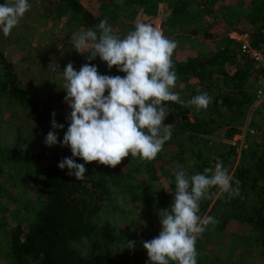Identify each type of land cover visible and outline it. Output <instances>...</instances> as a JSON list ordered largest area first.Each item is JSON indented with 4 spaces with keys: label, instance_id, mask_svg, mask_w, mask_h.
<instances>
[{
    "label": "trees",
    "instance_id": "1",
    "mask_svg": "<svg viewBox=\"0 0 264 264\" xmlns=\"http://www.w3.org/2000/svg\"><path fill=\"white\" fill-rule=\"evenodd\" d=\"M118 1L120 5L117 12L127 5L133 11H138L139 17L151 16L161 4L169 9L168 20L171 21L173 30L188 35L197 33L196 24L200 22L201 14L214 17L213 10H209L211 8L198 7L213 5L215 0ZM39 2L47 7L45 18L60 21L68 15L82 31L94 28L101 20H107L109 24V20L113 18L110 11L114 14L113 10H107V4L104 3L100 5L99 13H95L86 8L82 0ZM245 2L252 12L249 22L254 25L258 36H261L264 33V0ZM192 4L197 8L195 11L188 9ZM213 35L214 32L208 30L203 33L204 37ZM237 54L236 48L223 45L208 54L197 53L181 60L172 58L177 80L196 79L201 86L199 94L206 93V89L212 92L211 107L217 112H229L231 117L227 124L235 123L226 130L227 138L240 131L236 126L237 121L245 113L252 98V92L247 86L249 70L235 67ZM97 69L102 75H126L117 71L115 66L111 70L107 65ZM193 94L198 95V91L194 89L188 97L180 96V99L187 102ZM65 96L66 92L62 88L37 94L22 87L13 63L0 50V106L25 113L34 123L30 129L44 139L52 131V113H55L56 122L64 125L63 129H56V145H45L33 152L31 164L37 175L29 183H25L28 179L24 185L22 183L25 225L16 222L8 232L10 256L14 264H131L132 255L137 248L134 231L129 224L118 226L102 215L107 212L115 189L121 188L130 194L136 191L142 182L140 178L144 175L147 183L160 182L165 177L175 178L176 162L183 164V155L187 154L192 159L190 169L195 173H203L205 168L214 169L218 161L222 162L228 172L232 168L237 153L235 143H229L223 149L207 147L208 144H213L215 128L211 124H216V119L194 113L193 106L166 102L170 113L164 124H171L172 135L153 161L143 163L138 158L129 156L115 168H111L99 162L85 163L75 157V162L84 164L86 168V178L78 181L75 176L67 175L69 170L66 167L63 170L58 168L62 159L73 158L69 147L60 146L71 122L68 118L71 109L65 102ZM190 112L194 114L196 125L191 121ZM256 138L245 135L238 166L232 174V184L239 188L240 195L233 197L224 194L217 199L215 203L225 202L228 211L221 219L222 225L216 227L221 229L230 220H235L240 232L251 235L249 248L251 251L257 250V254L262 253L260 255L264 262V135L261 140ZM186 146L189 149L187 154L184 153ZM206 150H215V154H204ZM171 159H175V164H171ZM41 161L45 162L43 167H39ZM235 181H239V184ZM173 184L174 181L169 183L170 186ZM216 191L217 189H212V192ZM3 206L5 205L0 204V209L5 210ZM206 233L208 230L202 235ZM127 241L134 242L132 249L126 247ZM239 251H245V248ZM130 253L132 255L129 258ZM199 264L202 262L199 261Z\"/></svg>",
    "mask_w": 264,
    "mask_h": 264
},
{
    "label": "rangeland",
    "instance_id": "2",
    "mask_svg": "<svg viewBox=\"0 0 264 264\" xmlns=\"http://www.w3.org/2000/svg\"><path fill=\"white\" fill-rule=\"evenodd\" d=\"M245 1L215 0L212 2L213 5L199 6V9L211 8L209 10H213L214 17L201 14L200 22L196 24L198 31L195 35L175 32L171 21L168 20L169 9L160 3V7L158 5L154 14L142 17H139L138 11H133L132 7L127 5L123 10L117 12L116 9L120 5L118 0H82V3L95 13H99L101 4H107L108 9H106L114 11V14L110 11L113 18L111 17L108 25L111 26L112 33L121 39L134 30L137 23H148L160 28L165 37L177 44L172 58L181 60L197 53L208 54L223 45L236 48L238 60L235 67L249 70L247 86L252 91L256 85L255 76L252 73V63L239 51V43L240 35H256L258 37V34L254 25L249 22L252 12ZM5 2L11 3L12 0H0V5ZM28 2L31 5L30 10L13 28L11 34L5 37L0 32V50L13 63L18 82L22 87L37 94L46 91L54 92L63 88V78L56 74L57 65L58 71L61 72L69 63H72L76 71H79L84 64L95 65L97 68L105 67L106 63L99 57L88 61L87 52L81 55L69 44L72 35L82 31L78 29L77 24L70 16L67 15V18L60 21L50 20L44 17L47 7L39 0H28ZM188 9L195 11L197 8L192 4ZM204 12L210 13L205 10ZM206 30L214 32V35L204 37L203 33ZM200 88L197 80L191 78L187 81L177 80L172 91L179 93V96L188 97L187 95L192 94L194 89L198 91L199 95ZM206 93L211 98L212 92L209 89H206ZM194 96L196 94L192 95V97ZM0 108V169L3 170V172L0 170V186L2 187L0 204L5 205L3 206L5 210L0 209V264H14L10 256L8 232L16 222L25 225L22 202L23 185L27 179L25 183H29L30 179L37 175L34 165L31 164L33 152L46 144L40 134L30 129L34 123L25 113L15 111L14 108L4 106H0ZM192 111L200 113L202 117L214 118L217 121L216 124H211V127L215 128L212 136L213 144H208L207 147L223 149L225 145L235 143L237 153L229 171L232 176L244 147L243 140L239 139L240 133L243 132L245 135L261 140L264 135V113L256 106L247 105L245 113L236 124L240 131L227 138L225 137L226 130L235 123L227 124L228 118L231 117L228 111L217 112L211 107V104L207 109L200 111H197L193 106ZM193 115L190 112L191 121L196 125L197 121ZM215 125H219V127L217 128ZM250 130H253V133H250ZM187 148L186 146L185 154L189 153ZM174 151L175 149L171 152ZM212 153L215 154V150L204 151V154L211 155ZM183 157V164L176 162V167L185 170L189 176L196 174L193 169H190L192 159L188 157V154ZM170 162L175 164V159H171ZM44 165L45 162L41 161L39 167ZM140 179L142 182L136 191L130 194L121 188L115 189L107 212L104 209L105 212L102 213L114 224L118 226L129 224L134 231L137 248L135 254H129V258L132 255L131 264H148L147 251L143 248V242L159 235L161 225L158 212L170 208L174 199V191L169 192L166 189L168 187L171 190L175 189L174 184L169 186V183L175 178L165 177L160 182L152 183L146 182L145 175ZM232 186L234 189L235 186L233 184ZM217 199H206L200 202L198 214L201 217L212 216L218 223L209 225L206 229L208 233L197 239V263L199 264L200 261L202 264H263L262 255H260L262 253L257 254V250L251 251L249 248L251 235L240 232L235 220H230L221 229L216 227V225H222L221 219L228 211L225 202L215 203ZM139 220L144 221L146 226L139 224ZM242 248H245V251H239Z\"/></svg>",
    "mask_w": 264,
    "mask_h": 264
},
{
    "label": "clouds",
    "instance_id": "3",
    "mask_svg": "<svg viewBox=\"0 0 264 264\" xmlns=\"http://www.w3.org/2000/svg\"><path fill=\"white\" fill-rule=\"evenodd\" d=\"M30 8L28 0L0 5V32L9 36ZM69 44L81 55L87 52L88 61L99 57L109 70L115 66L126 74L102 75L91 64L76 71L69 63L62 72L56 66V74L64 81L65 102L71 109V122L60 146L69 147L73 157L62 159L58 168L66 167L67 175L78 181L86 178V168L76 163L75 157L111 168L129 156L143 163L153 161L172 135L171 124H164L170 113L166 102L194 106L197 111L207 109L211 102L207 93L185 102L172 91L177 80L172 61L177 44L151 24L137 23L121 39L112 33L107 20H101L94 28L74 33ZM52 116V131L45 138L48 147L58 143L56 129L64 128L56 122L55 113ZM174 177L175 189H166L174 191L173 202L158 212L159 235L143 242L148 264H197V239L209 225L218 223L212 216L198 214L200 202L224 194L240 195L238 187L233 189V177L219 161L214 169L205 168L191 176L177 168ZM138 222L146 226L144 221ZM126 247L132 249L134 242L127 241Z\"/></svg>",
    "mask_w": 264,
    "mask_h": 264
},
{
    "label": "built area",
    "instance_id": "4",
    "mask_svg": "<svg viewBox=\"0 0 264 264\" xmlns=\"http://www.w3.org/2000/svg\"><path fill=\"white\" fill-rule=\"evenodd\" d=\"M239 51L250 59L252 63V73L255 76V86L252 92L250 104L256 106L264 113V33L254 37L250 35H240ZM253 133V130H250ZM245 133H240V140H244ZM243 142V141H242Z\"/></svg>",
    "mask_w": 264,
    "mask_h": 264
}]
</instances>
